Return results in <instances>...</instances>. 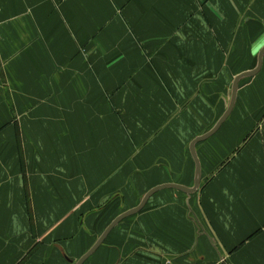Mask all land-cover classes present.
Masks as SVG:
<instances>
[{"label": "crops", "instance_id": "1", "mask_svg": "<svg viewBox=\"0 0 264 264\" xmlns=\"http://www.w3.org/2000/svg\"><path fill=\"white\" fill-rule=\"evenodd\" d=\"M249 44L264 0H0V264H72L192 188ZM195 154V192L84 264H264V56Z\"/></svg>", "mask_w": 264, "mask_h": 264}, {"label": "water", "instance_id": "2", "mask_svg": "<svg viewBox=\"0 0 264 264\" xmlns=\"http://www.w3.org/2000/svg\"><path fill=\"white\" fill-rule=\"evenodd\" d=\"M264 56V47L259 51L258 53V57H257V66L255 68V70H253L252 72L249 73H244L241 74L239 76H237L234 79L233 82V86H232V93H231V99H230V103L228 105V108L226 109L225 113L223 114V116L219 119V121L216 123V125L206 134L195 138L189 145V151L190 154L192 156V159L194 161L195 164V178H194V184L192 188H186L183 186H178V185H173V184H167V185H163V186H159L156 188H153L152 190H150L149 192H147L145 194V196L143 197V199L141 200L140 204L132 209L129 210L123 214H121L120 216H118L117 218H115V220H113L111 222V224L106 228V230L102 233V235L98 238V240L95 242V244L90 248V250L84 254L75 264H83L97 249L98 247L103 243L104 239L106 238V236L109 234V232L123 219L132 216L136 213H138L146 204L147 200L154 195L155 193L163 190V189H175L178 191H181L185 194H191L193 192H195L200 184V165H199V161L198 158L195 154V146L196 144L203 142L205 140H207L208 138H210L213 134H215L218 129L220 128V126L225 122V120L229 117L230 113L232 112V109L234 107V103H235V98H236V90H237V85L239 83V81L243 78L246 77H251L254 76L255 74L258 73V71L261 68L262 65V59Z\"/></svg>", "mask_w": 264, "mask_h": 264}, {"label": "rangeland", "instance_id": "3", "mask_svg": "<svg viewBox=\"0 0 264 264\" xmlns=\"http://www.w3.org/2000/svg\"><path fill=\"white\" fill-rule=\"evenodd\" d=\"M260 47L257 45V46H254L253 44H249V47L247 48V50L249 51V53H251V54H255V57L252 59V58H243L242 59V61H241V67H240V69L241 70H244V69H250V68H253L254 67V65H255V63H256V57H257V54H258V52H259V49ZM251 60V65L250 64H248V62ZM233 77H234V75H232V77L230 76V80L228 81L227 80V89H226V98L229 96L228 94H229V89H230V86H231V84H232V81H233ZM74 254H76L74 257H73V255H71L72 257H71V260H72V264H75L82 256H83V253L81 252V253H74ZM86 262V261H85ZM84 262V263H85ZM83 263V264H84ZM62 264H69V263H67V262H63Z\"/></svg>", "mask_w": 264, "mask_h": 264}]
</instances>
